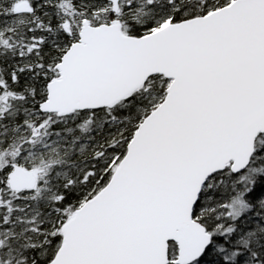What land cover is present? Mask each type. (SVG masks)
I'll list each match as a JSON object with an SVG mask.
<instances>
[{"label": "snow or ice", "instance_id": "1", "mask_svg": "<svg viewBox=\"0 0 264 264\" xmlns=\"http://www.w3.org/2000/svg\"><path fill=\"white\" fill-rule=\"evenodd\" d=\"M0 264H264V0H0Z\"/></svg>", "mask_w": 264, "mask_h": 264}]
</instances>
